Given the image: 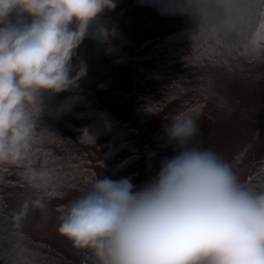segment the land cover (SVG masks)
Returning a JSON list of instances; mask_svg holds the SVG:
<instances>
[{"label":"trees","instance_id":"1","mask_svg":"<svg viewBox=\"0 0 264 264\" xmlns=\"http://www.w3.org/2000/svg\"><path fill=\"white\" fill-rule=\"evenodd\" d=\"M115 3L77 49L86 76L42 97L28 156L0 166V264H95L58 232L63 207L101 174L146 184L175 155L165 125L180 111L198 147L264 185V0ZM144 145L156 152L147 172Z\"/></svg>","mask_w":264,"mask_h":264},{"label":"clouds","instance_id":"2","mask_svg":"<svg viewBox=\"0 0 264 264\" xmlns=\"http://www.w3.org/2000/svg\"><path fill=\"white\" fill-rule=\"evenodd\" d=\"M115 7V0H0V166L28 156L42 97L73 90L86 76V65L73 63L77 49ZM165 130L175 155L154 177L137 189L131 176H96L63 207L58 232L95 264H264V185L243 182L198 147L188 112ZM31 204L47 207L42 198Z\"/></svg>","mask_w":264,"mask_h":264},{"label":"rangeland","instance_id":"3","mask_svg":"<svg viewBox=\"0 0 264 264\" xmlns=\"http://www.w3.org/2000/svg\"><path fill=\"white\" fill-rule=\"evenodd\" d=\"M148 145H144L143 146V163H144V170L150 171L153 169L154 167V158H155V149H153L151 146ZM147 147V148H146ZM144 149H146V154H148L147 156L144 155ZM151 160V161H150ZM65 184H67V182H65Z\"/></svg>","mask_w":264,"mask_h":264},{"label":"built area","instance_id":"4","mask_svg":"<svg viewBox=\"0 0 264 264\" xmlns=\"http://www.w3.org/2000/svg\"><path fill=\"white\" fill-rule=\"evenodd\" d=\"M147 147H148V146H147ZM147 147H146V148H147ZM145 154H146V149H144V155H145ZM147 155H148V154H146L145 156H147ZM150 161H151V160H150Z\"/></svg>","mask_w":264,"mask_h":264}]
</instances>
